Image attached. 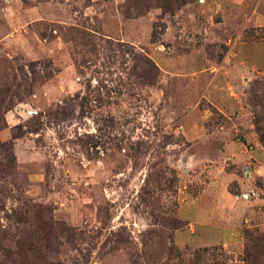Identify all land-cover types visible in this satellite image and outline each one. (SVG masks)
<instances>
[{
	"label": "rangeland",
	"instance_id": "rangeland-1",
	"mask_svg": "<svg viewBox=\"0 0 264 264\" xmlns=\"http://www.w3.org/2000/svg\"><path fill=\"white\" fill-rule=\"evenodd\" d=\"M0 264H264V0H0Z\"/></svg>",
	"mask_w": 264,
	"mask_h": 264
}]
</instances>
